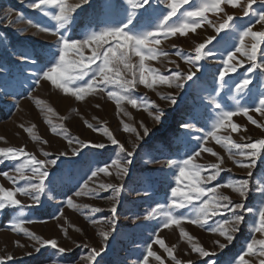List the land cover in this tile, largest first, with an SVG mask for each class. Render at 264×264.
Wrapping results in <instances>:
<instances>
[{"label": "rangeland", "instance_id": "1", "mask_svg": "<svg viewBox=\"0 0 264 264\" xmlns=\"http://www.w3.org/2000/svg\"><path fill=\"white\" fill-rule=\"evenodd\" d=\"M28 3L29 0H0V148H24L39 160H55L56 163L47 165L49 176L39 204L34 203L31 195L17 193L16 198L22 202L23 211L7 207L0 211V258H5L4 264H53L54 261L65 264H143L149 248L161 259L147 257L148 264H176V260L181 264H211L212 261L232 264L235 258L245 254L246 245L252 239L264 238L253 231L254 221H258L256 209L264 203V196L260 195L264 191V152H258L252 162L236 155V149L230 152L231 145L223 139L230 137L235 143L242 144L264 139V127H258L249 119L251 117L264 125V114L255 110L260 99L264 98V67L261 66L264 65V44L258 46L255 60L249 59L244 52H250L257 41L249 36L244 39L243 46L240 44L243 29L264 31V26L257 23L259 13L264 12L261 0L252 5L248 16L243 14L242 7L223 5L224 12L206 13L207 20L195 33L189 31L186 37L177 34L162 39L156 47L168 55L146 60L145 66L165 75L191 71L193 78L181 81L183 87L179 88L175 83L169 87L159 81L152 88L137 83L128 93L137 99L135 107L127 101L118 104L108 96L107 90L77 100L43 79L40 70L45 67L46 61L52 59L59 45L58 36L42 31L41 26L55 30L57 22L40 10L28 7ZM69 3H80V7L75 9L73 22L67 29L59 31L71 39H84L91 32L121 24L124 19V0H69ZM167 3L168 0H151L149 13L152 15L141 17L138 12V27L147 30L149 25L158 22L156 18L159 14L169 10ZM191 6L193 0H189L181 11L190 10ZM128 11L131 12V8ZM226 15L234 16L231 28L217 32L216 27L224 22ZM209 38H213L211 43H207ZM200 43H205L206 49L211 52L195 65L188 64L183 56L177 54L179 48L185 55H195V48ZM238 47H242L243 51L236 52ZM92 50L85 47L84 56L90 57ZM230 53L235 55L228 63L235 66L236 71L225 75L226 83L221 88L219 73L223 71ZM72 58L70 54L69 59ZM139 62L140 57L133 54L131 63L138 65ZM97 63L100 61L97 60ZM122 74L127 79L132 78L126 70L122 69ZM155 74L151 71L147 73L149 77ZM244 78H248L250 83L238 92L237 85ZM107 87L116 90L111 85ZM172 98L176 101L174 104ZM215 102H219L225 110L249 109L247 115L239 112L232 117L230 123L242 126L237 132H232L230 126L217 132L221 143L207 136L220 111ZM156 115H160L161 119L156 120ZM125 125L129 131L124 130ZM53 127L57 133L52 132ZM98 128L100 131L96 130ZM105 128L127 151L133 153L131 157H126L111 144L104 134ZM89 142L103 143L106 147L96 148L91 144L85 147ZM204 148H212L216 155L204 152ZM197 152L199 156L194 155ZM190 156L192 163L202 168L197 181L200 186L215 188L217 194L229 197L233 205L244 203L245 208H253L251 214L243 211L245 220L233 233L234 239L230 242L211 231L224 220L231 219L232 213L226 207L210 215L204 226L185 220L180 225L164 228L162 217L147 218L151 208L170 204L172 188L189 191L191 181L177 183V165ZM114 159L132 161L127 165L126 175H117L115 166L109 169L111 175H91L96 169L111 165ZM237 161L252 163V166L240 167ZM21 163L23 157L0 163V186L6 190L26 187L28 182L20 179L16 171ZM213 164H218L220 171L215 180H208ZM3 173H8V176ZM25 175L31 173L26 172ZM245 180L249 187L246 199L233 187L226 186H235ZM101 184L123 185V190L113 199V191L101 189ZM85 185L87 189H84ZM89 189L95 194H75ZM212 196L209 191L202 199L209 200ZM69 198L75 207L67 204ZM113 205L117 206L115 217L110 211ZM96 208L100 211H94ZM193 212L189 205L175 210L174 214L192 216ZM21 219L25 220L21 227L39 240L14 229V222ZM181 229L194 238L191 243L202 246L210 255L200 257L193 252L188 239L180 235ZM102 231L109 232L106 240L100 235ZM154 233L173 249L176 260L155 242ZM51 240H55L57 246L65 248L66 252L60 254L50 245L41 244V241ZM220 244L226 247L221 248ZM36 248L40 251L37 252ZM92 249L100 252L94 261L87 259ZM9 256L11 260L6 259ZM245 258L249 264H259L264 257L248 254Z\"/></svg>", "mask_w": 264, "mask_h": 264}, {"label": "snow or ice", "instance_id": "2", "mask_svg": "<svg viewBox=\"0 0 264 264\" xmlns=\"http://www.w3.org/2000/svg\"><path fill=\"white\" fill-rule=\"evenodd\" d=\"M81 2H86V0H81ZM257 0H193V6L191 9H185L181 11L184 5L189 3V0H168L167 12H161L156 18L158 22H155L147 27V30H141L138 25L139 22L136 20L137 13L141 17L145 15L151 16L149 13V8H151V0H124L125 3V15L121 24L116 26L105 27L100 31H94L86 35L84 39H71L62 34L59 30H66L67 27L73 22V13L76 8L80 7V3L71 4L69 0H29L28 7L32 9L40 10L45 16H50L52 20L57 22L56 29H49L41 26V30L45 32H51L58 36V51L52 54V59L46 61L45 67L40 70V75L43 79L50 81L52 85L61 89L65 94H71L77 100H84L89 94L97 93L98 91H108V96L119 104L121 101H127L132 106H137L138 101L132 98L128 93L135 88L137 83L144 84L148 88H152L157 81L161 84L168 85L169 87L175 83L176 87H183L181 81L191 80L194 73L189 71L184 74L180 71H176L174 75H165L163 73L157 72L155 69H149L145 66L144 61L155 60L159 56H167L168 53L159 49L158 45L161 44L162 39H168L169 37H174L177 34L186 37L191 31L195 33L197 28H200L204 21L207 20L206 13L224 12L225 9L223 5L231 6L232 8H243V14L248 16L252 9V5L255 4ZM264 3V0H261ZM131 8V12L128 9ZM142 9V11H141ZM155 11V10H154ZM179 13V15H178ZM173 17H176L173 20ZM234 20V16L226 15V19L223 23H220L216 27V31L220 32L225 28H231V21ZM29 23H32L29 20ZM257 23L264 26V12L259 13L257 17ZM156 33H162V35H156ZM251 36L257 43L252 46L250 52H244L249 59H256V50L259 45L264 44V31H253L252 28H245L240 32V44L243 46L244 39ZM213 38H209L207 43H211ZM107 46V47H105ZM85 47H91L92 54L90 57H85L83 54V49ZM175 47V46H174ZM103 49V51H101ZM205 43H200L195 48V55L188 54L185 55L181 49L177 48V54L184 57L185 61L190 65H195L201 61L205 56L209 55L211 50L206 49ZM202 50H205L202 52ZM243 48L238 47L236 52H242ZM73 57L69 59V56ZM140 57V62L138 65L131 63L132 55ZM234 53L228 55L227 61H225V66L223 71L219 73L220 87L223 88L225 81V75L229 72L236 71L235 66L228 63L233 59ZM97 60L100 63H97ZM87 61V62H85ZM93 65L95 67H93ZM264 67V65H261ZM122 69L130 73L132 78L127 79L122 74ZM137 70L139 75L137 76ZM155 72L156 74L149 77L147 73ZM88 78L87 80L85 78ZM82 82V83H81ZM250 80L244 78L242 83L237 85V91L241 92L249 85ZM111 85L112 88L116 90H110L107 86ZM171 102L174 104L176 101L172 98ZM99 107V105H97ZM147 107V105H145ZM215 107L219 109V113L212 124V130L207 133L208 137H212L217 143H221V137L217 135V132L226 127L231 128L232 132H237L242 126L235 123H230L232 117L237 115L239 112L247 115L249 109L239 108L236 110H225L219 102H215ZM257 112L264 114V98L260 99L259 107L255 109ZM156 120H160L161 116L156 115ZM253 124L258 127H264L260 125L256 120H252ZM92 127V125H88ZM185 127H191V125H184ZM100 131V129H96ZM125 131H129L127 125L124 126ZM30 132L31 129H28ZM132 131H135L132 129ZM145 133L148 129L144 128ZM53 133H57L55 127L52 128ZM104 134L111 140V144L119 148L121 153H125L126 157H131L132 152L125 149L124 145L120 143L114 136L113 133L104 129ZM35 139V138H34ZM224 142L230 144L232 149H236V155L245 157L249 161L254 162L258 152H264V139H259L254 143H235L230 137H224ZM71 143V139L69 140ZM47 143V141H44ZM91 144L92 147L105 148L106 145L103 143H92L89 142L84 146L87 147ZM204 152L216 155L212 148H204ZM45 155H49L45 153ZM199 156L200 153L194 154ZM23 157V163L16 168V171L20 174V179L26 180L28 183L26 187H17L15 190H6L0 186V211H3L6 207L13 208L17 212L23 211L22 202L16 198L17 193L24 195H31L35 204H39L40 196L45 192V180L49 176L47 170L48 164H55V160H39L34 154L27 153L24 148H0V163L4 160H19ZM131 160L124 159H114L111 165H105L102 168H98L91 173L93 177L97 176L98 173H104L106 175H111L109 169L111 166H115L117 169V175L123 176L127 174V165L131 164ZM175 164L176 162H171ZM240 167L250 168L252 163H245L242 161H237ZM179 169V175L177 177V183L179 184L181 180H189V191H182L180 187H174L171 189L172 200L170 204H159L151 208L147 213V218L162 217L163 227L170 228L173 225H180L182 221H188L192 224L199 226H204L207 224L210 215H215L221 210V208H228L231 211L232 216L230 220H224L220 225L212 228L213 233H219L220 236L224 237L227 241H232L234 239L233 233L239 230V225L244 222L245 217L242 214L243 211H247L249 214L253 213V208H245L244 203L232 204L231 200L227 196H222L217 194L215 188L207 189L200 186L197 181L200 179L202 168L198 164L192 163V157L180 161L177 165ZM191 166V167H190ZM213 170L211 174L207 177L208 180H215L220 171L218 164H213L210 166ZM26 172H30L31 175H25ZM4 176H8V173H3ZM251 176V172L248 173ZM12 179V177H9ZM36 181L33 183L32 181ZM15 182V181H13ZM228 187H233V190L237 192L241 197L247 198V192L249 190L248 181L237 182L235 186L229 184ZM101 189L107 190L111 189L114 193L113 199L117 198L120 192L123 190V185H112V184H101ZM87 189V185L84 186ZM211 191L213 196L209 200L202 199L207 196L208 192ZM77 196L81 195H94L92 190H81L75 193ZM264 196V191L260 193ZM194 201L198 203H194ZM211 201V205L210 202ZM224 202V203H222ZM67 204L74 206L73 200L69 198ZM191 205L194 212L192 216L175 215L174 211L178 209L185 208ZM94 211H100L99 208L94 209ZM111 213L115 217L117 212V206L113 205L110 209ZM256 215L258 216V221H254L253 231L260 233L264 236V203L258 205L256 209ZM25 223V220L21 219L14 222V229L19 230L26 235H32L26 232L24 228L21 227ZM95 223V221H93ZM227 225L228 227H225ZM100 235L106 240L109 236V232L102 231ZM155 242L164 248L168 255L176 260L173 254V249L166 246L165 240L160 238L157 234ZM180 235L186 237L191 243L193 237H191L187 232L181 229ZM33 239L39 240L38 237L32 235ZM219 243V242H217ZM42 245H50L52 248L57 249L58 253L64 254L66 249L63 247H58L55 240L51 241H41ZM17 245L19 242L17 241ZM221 248L226 247V245L220 244ZM247 251L243 255H239L235 258L232 264H249L246 260L248 254H258L259 257H264V238L252 239L250 243L246 245ZM191 250L197 253L200 257H207L210 253L205 250L202 246L191 243ZM39 252L40 248H36ZM100 252L97 249H92L91 254L87 258L90 261H94L96 256H99ZM214 255V254H213ZM155 256L157 260L161 257L157 256L151 248L148 249L147 256L143 260V264H148L147 257ZM7 260H11L12 257H6ZM5 258H0V264H4ZM53 264H65L63 261H54ZM176 264H181L179 260H176ZM191 264V262H190ZM211 264H216L212 261ZM259 264H264V258L259 260Z\"/></svg>", "mask_w": 264, "mask_h": 264}]
</instances>
